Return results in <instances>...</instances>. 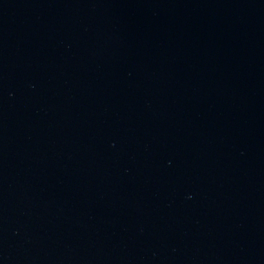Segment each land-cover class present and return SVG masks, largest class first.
<instances>
[{
  "label": "water",
  "instance_id": "1",
  "mask_svg": "<svg viewBox=\"0 0 264 264\" xmlns=\"http://www.w3.org/2000/svg\"><path fill=\"white\" fill-rule=\"evenodd\" d=\"M0 264H264V0H0Z\"/></svg>",
  "mask_w": 264,
  "mask_h": 264
}]
</instances>
